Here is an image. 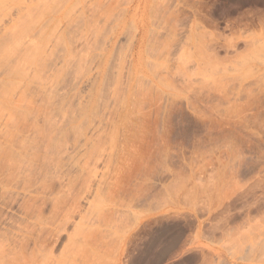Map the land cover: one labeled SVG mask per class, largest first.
Wrapping results in <instances>:
<instances>
[{
	"label": "rangeland",
	"instance_id": "374dc122",
	"mask_svg": "<svg viewBox=\"0 0 264 264\" xmlns=\"http://www.w3.org/2000/svg\"><path fill=\"white\" fill-rule=\"evenodd\" d=\"M1 55L0 264H264V0H0Z\"/></svg>",
	"mask_w": 264,
	"mask_h": 264
},
{
	"label": "bare ground",
	"instance_id": "6f19581e",
	"mask_svg": "<svg viewBox=\"0 0 264 264\" xmlns=\"http://www.w3.org/2000/svg\"><path fill=\"white\" fill-rule=\"evenodd\" d=\"M148 2V1H147ZM135 3H136V5L138 6V5H141V4H144V0H135ZM146 5V4H145ZM146 8H147V6H146ZM139 11H141V16H140V18H138L139 19V23H141V25L140 26H138L139 28L140 27H144V19H146V16H145V18H143V16H144V14H143V10H140V8H138V9H134L133 10V16L134 17H136V16H138V15H140L138 12ZM16 34V33H15ZM15 36L16 35H14L13 37L15 38ZM9 47V46H8ZM7 50V48L6 49H4L3 51H6ZM9 51V50H8ZM4 53H6V52H4ZM3 52L1 53V54H4ZM7 54V53H6ZM5 55V54H4ZM2 56V55H1ZM0 56V58H3V56L1 57ZM27 56H29V55H27ZM28 59V58H27ZM26 59V60H27ZM30 59H31V56H30ZM30 59H28V60H30ZM19 70V69H18ZM58 202V201H57ZM57 204V203H56ZM56 206V205H55ZM30 208V207H29ZM33 212V211H32ZM31 213V212H30ZM62 227V226H61ZM76 235V234H75ZM78 245V244H77ZM18 256H19V258L20 259H18ZM17 257H16V259H15V262H8V264H35V263H33V262H35L36 261V259L34 260V261H32V257L31 258H29V256H20V255H18ZM13 258V257H12ZM34 258V257H33ZM14 259L12 260V259H10V261L12 260V261H14ZM9 260V259H8ZM40 261V260H39ZM39 264V263H38Z\"/></svg>",
	"mask_w": 264,
	"mask_h": 264
}]
</instances>
